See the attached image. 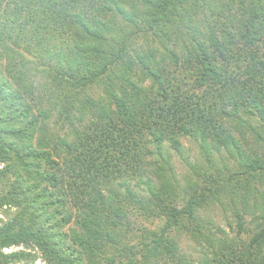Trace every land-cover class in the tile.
<instances>
[{
    "label": "trees",
    "instance_id": "trees-1",
    "mask_svg": "<svg viewBox=\"0 0 264 264\" xmlns=\"http://www.w3.org/2000/svg\"><path fill=\"white\" fill-rule=\"evenodd\" d=\"M0 43L23 90L0 71V210L20 206L0 221V264H32L35 251L45 264H82L83 252L89 264H264V0H0ZM182 139L205 164L189 161L199 179L179 186ZM213 153L233 158L228 176ZM41 160L56 166L40 177L58 191L34 207L18 191L48 190L33 181ZM68 202L78 252L59 233ZM215 210H230L235 237L207 217ZM12 246L24 250L2 251Z\"/></svg>",
    "mask_w": 264,
    "mask_h": 264
},
{
    "label": "rangeland",
    "instance_id": "rangeland-1",
    "mask_svg": "<svg viewBox=\"0 0 264 264\" xmlns=\"http://www.w3.org/2000/svg\"><path fill=\"white\" fill-rule=\"evenodd\" d=\"M144 36L145 35H142L136 41L135 46L137 48L146 46V44L144 42ZM155 42H156V46L159 48V50L163 51L161 49V45L158 43V41H155ZM130 54L133 56H136L135 53L133 52V49L130 51ZM12 57H13V55L10 56V54L7 51H5V48L0 43V71L2 73V76L5 79H7V81H10V84L12 86L11 88L13 90L18 91V92L23 94V92H22L23 90H22V87H21L19 81L16 79H12L10 76V74L14 68L13 65H15V59H17V58L13 59ZM27 79H28V75H27ZM30 82L32 83V86L34 89L33 96L35 97L36 100H39V98H41L42 95L45 94L41 88V84H39L40 80L37 77H32V78H30ZM100 95H102V91L100 89L96 90L95 93H92V97L94 99H96ZM40 102L44 103L43 98L40 100ZM75 115L76 116H73V118L76 121L75 117H79V114L77 112H75ZM83 119L85 122H90V119L88 116H84ZM57 121H58L57 116L52 117L51 122H50V126L54 128V131L56 134H58L61 137H64L66 134H68V125H67V123H63L61 121L57 122ZM61 126L63 127L62 130L60 129ZM247 136L250 139V141H253L254 135L247 134ZM182 144H183V147L185 149V154H186L187 160L184 157H180V156L176 155L173 151H171V166L173 168V171L175 172L176 180H177L179 186L185 185L187 177L193 178V179H199V178H197L198 176H196V173H194L193 167H191L188 164L189 161L194 165H199V167H202L205 164L204 159H202V157L200 156V151L198 150L196 145H194L188 139H182ZM213 156L215 157L216 164H218L217 165L218 168H220L222 171H223V165H222L223 161H225L227 163V165H229V167H231L233 162H234L233 158H230L229 156H227L228 159H230L229 162L226 161L227 158L223 154L213 153ZM10 157H11V160L15 163L16 159H15L14 154L10 153ZM53 160L57 162V159L55 156H53ZM35 167H37V169L32 171L34 173V175L36 176L33 181L39 183V186L41 188L42 187H48V190L42 195H40V194L38 195V193H39L38 189L34 190L33 192H28L27 187L32 186V181H28L24 186L26 188H24L23 190H20L18 192L25 193V197H27L31 201H33V199H32V197H33L34 201H35L34 207H39V206H41V204H40L41 202H45V201L47 202L49 200L50 194L52 191H55V194H57V191H58V189L50 187V184L48 182L42 181L40 176L52 174V173H57V170H56V166H54L51 163L46 162L45 160H41L38 164H36L34 166V168ZM195 167H197V166H195ZM4 169H5V163H0V171H3ZM211 172L213 173V177H215V178L221 176V173H219L218 171L215 172V170H211ZM224 175L228 176V173L226 171H223V176ZM9 179H10V183H11V178H9ZM260 187L262 188V186H260ZM16 197L19 201H22L24 196L23 195H16ZM19 207H17V206H10L8 208H7V206L3 207L2 208L3 210H0V221H2L3 223L4 222L6 223L9 220H12L17 215V212L19 211ZM4 209H6L5 212H4ZM54 209H55V207L51 206L49 210L54 211ZM58 210H59V212H56L57 220L59 222H61V225H62V228L60 229L59 233L62 236V238L64 239L65 244L71 245L72 249L76 248V250L78 252L77 245L75 244V246H73L72 245L73 242L71 240V237L73 236V232H77V234H80V229L78 228V226L76 224V214L77 213H76L75 207L71 206L70 203L68 202L65 208H58ZM207 217H210L214 221L213 222L214 226H219L221 229H223L227 233V235L229 237H235L237 235L235 218L231 214L230 210H227L226 212H222V210H215L213 212H210L207 215ZM249 221H250V216L245 217V223L248 224ZM51 223H52V221H51ZM157 223L158 222L156 220H154L152 222V224L149 222H142L139 220L136 221V224L138 227L147 226V227L153 228ZM180 247H181V249H180L181 253L184 256H186L189 260L195 261L200 257L199 248L196 247V245H194V243H192L191 241H188L186 238L180 239ZM19 250H24V248L12 246L10 248L3 249L2 251L4 253H11V252L19 251ZM34 253L37 256L35 258V261L32 262V264H45L44 261L40 258V254L37 251H35ZM81 261H82L81 262L82 264L83 263L89 264V262L91 261V257H89L88 254L83 252V257H82Z\"/></svg>",
    "mask_w": 264,
    "mask_h": 264
}]
</instances>
